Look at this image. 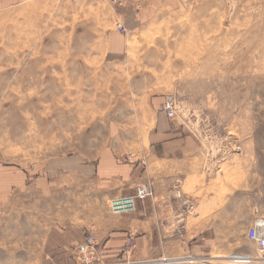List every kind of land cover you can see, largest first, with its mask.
I'll return each mask as SVG.
<instances>
[{
  "label": "rangeland",
  "instance_id": "1",
  "mask_svg": "<svg viewBox=\"0 0 264 264\" xmlns=\"http://www.w3.org/2000/svg\"><path fill=\"white\" fill-rule=\"evenodd\" d=\"M119 1L150 7L141 30L124 32L127 51L113 61L106 37L123 32L115 19ZM119 1L15 0L0 7V166L34 175L66 157H94L114 137L137 144L144 135L147 142L139 131L151 117L147 105L173 95L178 113L171 122L202 147L199 189H184L199 200L201 216L194 219L197 203L183 222V255L199 260L154 264H264L246 236L253 221L228 238L205 227L202 211L207 181L216 176L217 206L227 197L232 207L264 217V0ZM1 226L22 227L0 220V234ZM15 231L0 240V264H38L41 245L14 240ZM75 248V264H85ZM134 250L125 259L101 256L107 264H138L143 258Z\"/></svg>",
  "mask_w": 264,
  "mask_h": 264
},
{
  "label": "crops",
  "instance_id": "2",
  "mask_svg": "<svg viewBox=\"0 0 264 264\" xmlns=\"http://www.w3.org/2000/svg\"><path fill=\"white\" fill-rule=\"evenodd\" d=\"M14 1L0 0V7ZM149 7L150 3L119 1L115 4V19L126 32L141 30ZM125 33L107 34V59L118 60L127 51L129 33ZM164 100L147 105L151 117L141 121L139 130L147 133V142L144 135L137 136V144L114 137L94 157H66L34 175L24 169L0 166L1 224L5 219L22 226H1L0 240H11L14 229V240L40 244L38 264H75L74 248L89 234L96 237L101 254L108 260L125 256L130 236L135 239V256L143 258L139 262L145 261L141 264L183 257L187 250L183 222L189 213L184 201L190 203L191 210L199 202L190 200L184 189L188 183L199 189L196 178L201 173L202 147L185 126L173 124V119L161 111ZM115 131L120 134L118 128ZM217 181L216 176L207 181L208 206L202 210L207 214L205 227L223 230L230 238L232 229L249 226L256 211L238 210L228 204L227 197L222 207L217 206ZM142 183L153 187V197L138 202L134 212L117 214L111 210L110 201L134 194ZM43 199H47L45 203ZM197 208L193 213L199 220L200 203ZM194 247L200 252L199 241ZM161 256L170 257L158 259Z\"/></svg>",
  "mask_w": 264,
  "mask_h": 264
},
{
  "label": "built area",
  "instance_id": "3",
  "mask_svg": "<svg viewBox=\"0 0 264 264\" xmlns=\"http://www.w3.org/2000/svg\"><path fill=\"white\" fill-rule=\"evenodd\" d=\"M117 29L126 32V28L123 24H117ZM161 111L166 114L170 119L177 116L178 103L173 95H167L161 106ZM154 196L153 187L149 183H142L136 187V192L132 195L121 196L115 198L111 202V210L117 214L130 213L137 210L138 202L145 201L148 198ZM184 206L190 208V203L185 200ZM247 238L254 242L258 246V250L261 255V259L264 260V217H256L253 223L248 228ZM135 246V239L133 236L129 237V243L125 249L129 253ZM78 255L82 262L85 264H107L103 262L101 252L99 250L98 242L93 234H89L85 237L84 241L79 245ZM238 255V254H237ZM238 259L250 262L253 260L248 255H239ZM114 263V264H125Z\"/></svg>",
  "mask_w": 264,
  "mask_h": 264
},
{
  "label": "bare ground",
  "instance_id": "4",
  "mask_svg": "<svg viewBox=\"0 0 264 264\" xmlns=\"http://www.w3.org/2000/svg\"><path fill=\"white\" fill-rule=\"evenodd\" d=\"M130 34V33H129ZM187 51V50H186ZM214 258V257H213ZM187 259H194V260H199V259H197V258H194V257H192V256H183V257H181V258H178V259H175L174 261H176V260H187ZM215 259V258H214ZM201 260H202V258H201ZM258 260L259 259H257V258H253V260H251L250 262H253V263H257L258 262ZM165 261H167V260H163V261H158L159 263H162V262H165ZM264 261V260H263ZM139 262V261H138ZM143 262H145V261H140L139 263L141 264V263H143ZM148 262V261H147ZM150 262V261H149ZM169 262V261H168ZM198 262V261H197ZM152 263H157L156 261L155 262H152ZM259 263V262H258ZM128 264H133L132 262H128ZM149 264V263H148ZM150 264H151V262H150Z\"/></svg>",
  "mask_w": 264,
  "mask_h": 264
}]
</instances>
